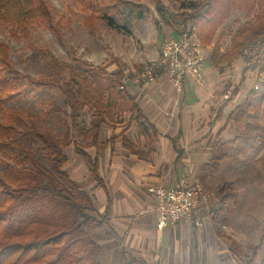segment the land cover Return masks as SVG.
I'll use <instances>...</instances> for the list:
<instances>
[{"label": "rangeland", "instance_id": "374dc122", "mask_svg": "<svg viewBox=\"0 0 264 264\" xmlns=\"http://www.w3.org/2000/svg\"><path fill=\"white\" fill-rule=\"evenodd\" d=\"M137 1L145 10V18L130 19L122 23L118 20L109 22L103 18L92 17L90 12L82 9L75 0H47L52 14L51 21L39 20L18 26L0 20V42L8 45L11 63L20 72L34 77L47 74L51 71L52 57L79 67L81 72L98 66H106L109 71L122 68L125 73L124 80L128 84L136 85L135 91L140 93L139 97H143L141 94L144 89L141 88L144 86L153 85L161 77L170 82L164 69H157V77L151 82L143 79L141 74L145 66L156 62L163 42L178 37L180 27L177 23L179 24L187 13L180 7L183 0H162L171 13L167 21L156 9V0ZM125 10L128 11L129 7ZM157 19L162 21L163 36L156 25ZM253 20L254 12L234 9L218 31V35L221 32L226 34L221 43L222 50L229 48L237 29ZM188 24L191 25V21ZM210 48L200 47L201 54L205 57L203 84L211 86L206 90V87L196 85L201 89V93L195 94V103L181 107L178 117L171 120L172 128L169 131L166 129L168 136V132H174L177 125L180 124V128H184L185 134L177 138L178 141L182 139L183 147L179 142V151L176 154L171 150H164V137L158 145V136L153 143L154 149L150 150L145 139L137 132L136 122L129 114L115 124L106 123L101 138L106 140L120 133L135 145L140 151L139 155L134 154V150L123 143L120 135H117L107 149L97 151L93 146L87 145L89 140L71 131L70 144L65 146L69 159L64 168L94 196L97 208L101 201L99 196L103 198L100 193L103 189L91 174L89 162L75 152L76 144L86 149L93 157H98L100 174L107 178L110 187L114 188V191H111L113 198L116 196V189L120 187L118 196L131 191L137 194L136 198L132 195L135 205L139 204L138 200L148 202L153 198L149 187L157 182L146 181L157 177L161 178L159 184L164 185L168 175L178 178V171L181 176L186 175L187 171L191 177L199 178L211 195L209 209H200L189 220L176 224L174 231L171 225L161 229L160 250L149 252L142 247L145 234L141 233V229L149 227L146 217L140 220L141 225H138L135 219L133 225L115 221L116 223L110 226L103 224L87 228L92 239L100 246L94 255L96 264H180V258L191 264H258V251L262 250L261 254H264V138L260 143L254 141V137L261 133V124L264 122V104L259 109L253 99V110L248 113L245 125L230 122L224 127L229 113L237 105L251 98L249 93L255 85L259 86L255 88L257 93H264V61L246 64L242 55L241 59H235L234 63L219 69L206 60ZM229 91L231 97L221 101L223 95ZM187 108L190 111H186ZM9 109H17L22 113L23 118L15 123L18 129L35 125L53 138L63 140L70 127V117L62 91L42 87L34 90L28 97L0 101V138H18L42 163L49 166L47 155L39 141L16 136L10 131V122L5 115ZM49 110L52 113L45 115ZM186 113L189 115L187 118ZM92 118L93 111L86 109L80 121L81 126L87 128ZM244 133L251 135L252 139L242 140L240 145L233 146L230 140ZM225 153L228 158L219 163L218 170L208 165L211 157ZM182 156L186 161L181 160ZM178 157L180 164L176 169L177 163L173 161ZM0 169H4L1 157ZM189 174L185 177H190ZM228 183L236 193L237 204H223L218 195L219 186ZM224 205L225 209H222ZM153 207L155 211L156 205L153 204ZM227 210H230L229 214ZM217 211L219 215L214 218ZM119 218L125 219L126 216ZM151 221L150 229L155 235L159 233L155 213L152 214ZM185 223L190 224L193 231L201 230L200 235L204 232V243L210 245L212 241L213 247L217 243V246H222V249H225L222 254L225 258L208 257L201 261L204 251L197 241L191 240L194 239L193 236L186 239L184 235L188 232V226ZM215 225L222 233L230 234L232 239L218 237L214 230ZM190 233L192 235V231ZM234 239L240 252L234 253L230 250ZM134 241H137L134 246L138 249L130 247L133 245L129 244ZM158 255L162 257L156 259ZM147 257L151 258L150 262L144 261Z\"/></svg>", "mask_w": 264, "mask_h": 264}, {"label": "trees", "instance_id": "16d2710c", "mask_svg": "<svg viewBox=\"0 0 264 264\" xmlns=\"http://www.w3.org/2000/svg\"><path fill=\"white\" fill-rule=\"evenodd\" d=\"M75 1L92 17L109 22L118 20L125 23L130 19L145 18V10L137 0ZM126 7H129L128 11ZM180 7L187 14L177 23L180 27L178 36L193 32L202 46L212 45L206 60L214 67L220 69L244 56L243 49L250 42L261 41L264 44V0H183ZM156 9L162 18L169 21L171 13L162 0H156ZM234 9L254 12V20L237 29L229 48L223 51L221 43L226 34L221 32L218 35V31ZM51 19L47 0H0V20L3 23L22 26ZM156 25L163 36L162 21L157 19ZM8 51V45L0 42V101L28 97L42 87L60 89L69 109L70 127L63 140L55 139L35 125L18 129L15 123L23 118L22 113L17 109L6 111L10 131L16 136L39 141L49 166L18 138H0V157L4 165V169H0V264H96L94 255L100 246L87 228L107 222L110 199L105 212L101 213L94 196L65 170L69 159L65 146L70 144L71 131L89 140L87 145L101 151L107 149L117 135H122L119 133L103 140V126L122 121L127 114L135 120L139 134L150 144L159 130L148 120L136 96L127 89L122 68L109 71L106 66H98L81 72L79 67L52 57L51 71L34 77L17 70ZM85 64L89 65L88 62ZM249 96L251 98L229 113L224 127L230 122L245 125L248 113L253 110V99L256 106L262 108L264 93H257L253 88ZM86 109L93 111V118L89 126L83 128L80 121ZM51 113L49 110L44 114ZM263 138L264 122L254 141L260 143ZM122 139L128 148H134L126 136ZM251 139V135L244 133L230 142L238 146L242 140ZM75 152L89 162L96 183L108 194L105 180L99 172L98 157H93L77 144ZM227 158L226 153L214 155L208 165L218 170L219 163ZM217 192L223 204L238 203L231 184H221ZM218 215L217 211L214 218ZM214 230L218 237L232 239L216 225ZM238 248L237 242L232 240L230 250L240 252Z\"/></svg>", "mask_w": 264, "mask_h": 264}, {"label": "crops", "instance_id": "0c3cea01", "mask_svg": "<svg viewBox=\"0 0 264 264\" xmlns=\"http://www.w3.org/2000/svg\"><path fill=\"white\" fill-rule=\"evenodd\" d=\"M200 46H201V48H205V46H202L201 44H200ZM208 47H212V45H210ZM237 59H241V58L239 57ZM170 82H168L165 78L161 77L153 85L144 86L143 88H141V89H144L142 94H141L143 97H139L140 93L138 94L135 91L136 85L134 86L132 84H128L127 82H125V83H126L127 89L130 91V93H132L136 96V98H137L140 106L142 107V109H143L146 117L148 118V120L151 121L152 123H154L159 130L158 134L156 136L155 135L153 136V142L151 144L145 140L146 145L149 146L150 150H153L154 149L153 143L155 142L156 137L158 136V140H157L158 145L162 141L160 139L164 137L166 139L164 142V145H165L164 150L167 152L171 150L174 154H176V152L179 151V146H178L179 142H180V145L182 144V147H183L182 139L180 138L178 141L177 138L180 135L185 134V131L183 132L184 128L181 129L180 124H179L175 127L174 132H168V133H170L168 136H166L167 135L166 129H168V131H169V129L172 128L171 127V120H173L174 117H178V115L180 114L181 107H183L184 105L188 106L190 104L195 103L194 102L196 99L195 94H200L201 89H199L196 86L198 84H196L192 78L187 77L185 91L181 96H179V99H177L174 86H173L172 82L171 83ZM201 85H202V87H206V90L211 86V85L209 86L208 84H201ZM186 111H190V110L187 108ZM187 117H189V115L186 113V118ZM137 132H138V129H137ZM122 136H124V135H120L119 137L122 138ZM141 137H143V136H141ZM143 139H145V138L143 137ZM159 148H158V150H159ZM133 150H134L133 151L134 154L139 155L140 151L137 148H135V145H134ZM177 155H178V153H177ZM185 159L186 158H184L183 156L181 157V160L186 161ZM173 162L177 163L176 169L179 168L180 157L175 159ZM184 170L186 171V168H184ZM185 174L187 175L189 173L186 171ZM186 175L181 176L179 174V171H178V176H179L178 178L179 179L181 177H185ZM190 175L191 174H189L188 176H190ZM176 178H174V176H172V175H170V176L168 175L164 181V183H165L164 186L168 187V186L174 185L179 180L178 178L177 179ZM104 180H105V183H106V186L108 189V194L101 187L103 190L100 193L103 195L104 199L102 197L100 198V196H99V200H101V201L99 202L98 209L101 213L105 212V210L108 206V199H110V204H109L110 208H109V212H108V219H107V222L105 224L107 226H110V224L116 223L115 221H119L120 223H123V224L126 223L127 225L128 224L133 225L135 219H137L138 225H141L140 223L142 221L140 222V220L142 218L146 217L149 220V227H147V228L144 227L145 229L142 228L143 230L141 229V233L145 234L144 235V242L142 243V245H143L142 247H143V249H146L149 252L154 251V250H158L159 247L161 249L162 243L160 242V240H161L162 235L160 233L161 229L158 227V221H157V227H158L159 233L157 232V234L154 235V232L152 231V229H150L152 227V221H151L152 214L155 213L157 215V218H159L156 200L153 198H150L151 200L149 199L148 202H141L140 200H138L139 204L135 205L136 202H134V200H132L133 199L132 195H134L136 198L137 194H135V193L133 194L131 191L130 192L127 191L126 193L123 192V194H122L123 196H118L117 192L121 191L120 187L116 189V191H115L116 196L113 198L111 191H114V188L110 187L111 185L108 184L107 178L106 179L104 178ZM119 181H122V180H119ZM146 182H148V183H156L157 182V184H159L161 182V178L155 177L152 179H148ZM110 184H112V182ZM111 189H113V190H111ZM122 197H123V200L121 201ZM153 204L156 205L155 211H154ZM122 216H126V218L120 219L119 217H122ZM185 224L188 226V232H186V234L184 235L186 237V239L188 240V238H191V236H193L194 239L191 238V240L197 241V244L200 245V248H202L204 251L203 257L200 258L201 261L203 259L208 258V257L209 258L211 257L212 259L215 257L225 258L224 255H222L223 253H225L224 252L225 249L223 250L222 246H220V245H219L220 247L217 246V244H218L217 243L216 246L213 247L212 241H211L210 245H209V243L207 244V242L204 243L203 242L204 238H205L204 232H202L203 233V236H202V233L200 235L201 230L198 229L196 231H193V230H191L190 224H188V223H185ZM169 225H171V224H169ZM166 226H168V225H166ZM171 226L173 227V231H174L176 225H171ZM137 227H139V226H137ZM177 231H178V229H177ZM190 231H192V235H191ZM225 234H228V233H225ZM228 235H230V234H228ZM221 238H223V237H221ZM180 239H182V238L180 237ZM201 239H202V241H200ZM137 241H134L132 244H129V245H133L130 247L134 248V249H138V248H135V246H134V243H136ZM166 250H167V248H166ZM139 251H141V250H139ZM261 252H262V250H259L257 253L256 259H257L258 264H264V254L263 253L261 254ZM181 255H182V253L180 251V256ZM159 257L161 258L162 256L158 255L156 259H158ZM150 259L151 258L147 257L146 259H144V261L150 262L151 261ZM180 264H191V262L188 263V262H185V260L182 261L180 258ZM194 264H201V263L196 262Z\"/></svg>", "mask_w": 264, "mask_h": 264}, {"label": "built area", "instance_id": "2783aa9c", "mask_svg": "<svg viewBox=\"0 0 264 264\" xmlns=\"http://www.w3.org/2000/svg\"><path fill=\"white\" fill-rule=\"evenodd\" d=\"M195 33H184L181 36L165 40L158 59L145 66L141 77L149 82L155 81L156 70L164 69L172 82L176 98L179 99L186 87L187 77L201 85L204 80V55L201 54L200 42ZM246 64L258 60L264 61V47L261 41L248 43L243 49ZM255 85V88H258ZM227 92L221 101L229 99ZM149 192L156 200L158 227L176 225L189 220L200 209H209L211 195L197 177H181L174 185L156 184L149 187ZM201 225V224H200Z\"/></svg>", "mask_w": 264, "mask_h": 264}]
</instances>
